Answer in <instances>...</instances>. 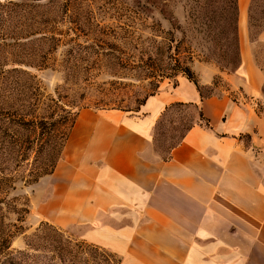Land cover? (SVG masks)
<instances>
[{"label": "rangeland", "instance_id": "obj_1", "mask_svg": "<svg viewBox=\"0 0 264 264\" xmlns=\"http://www.w3.org/2000/svg\"><path fill=\"white\" fill-rule=\"evenodd\" d=\"M236 18L233 0H0V264L120 263L83 239L86 224H55L39 211L75 116L133 112L184 68L197 83L199 63L233 71ZM263 21L264 0H251L250 37ZM255 50L264 66V46ZM198 87L226 88L218 75ZM194 116L165 112L153 154L165 157Z\"/></svg>", "mask_w": 264, "mask_h": 264}, {"label": "crops", "instance_id": "obj_2", "mask_svg": "<svg viewBox=\"0 0 264 264\" xmlns=\"http://www.w3.org/2000/svg\"><path fill=\"white\" fill-rule=\"evenodd\" d=\"M251 0H236L238 64L191 68L163 83L133 112L79 111L39 205L55 224H86L83 239L119 264H264V66L250 37ZM172 107L193 123L165 157L153 154L154 128Z\"/></svg>", "mask_w": 264, "mask_h": 264}, {"label": "trees", "instance_id": "obj_3", "mask_svg": "<svg viewBox=\"0 0 264 264\" xmlns=\"http://www.w3.org/2000/svg\"><path fill=\"white\" fill-rule=\"evenodd\" d=\"M233 8H234V10H236V0H233ZM264 27V21H263V23H261L259 26H258V29H257V32H256V34L262 29ZM234 34H235V38H237V34H236V29L234 30ZM255 34V35H256ZM236 42H237V39H236ZM237 44V48H238V43H236ZM238 52V51H237ZM238 54V53H237ZM181 72H182V74H184L185 75V77L187 78V79H189L190 81H192L194 84H195V86L197 87V89L199 88L198 87V85H197V83L195 82V80H194V78H193V76H192V73H191V71H190V69L189 68H184V69H182L181 70ZM73 121V120H72ZM72 123V122H71ZM188 128V127H187ZM186 128V129H187ZM181 137V136H180ZM180 139V138H179ZM179 141V140H178ZM177 141V142H178ZM176 144V143H175ZM174 144V145H175ZM172 147V146H171ZM119 263V261L117 260V264Z\"/></svg>", "mask_w": 264, "mask_h": 264}]
</instances>
